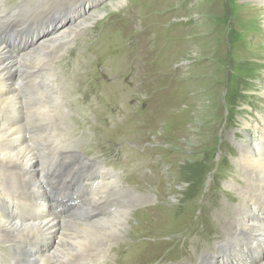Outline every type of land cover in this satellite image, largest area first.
Masks as SVG:
<instances>
[{
	"label": "rangeland",
	"instance_id": "obj_1",
	"mask_svg": "<svg viewBox=\"0 0 264 264\" xmlns=\"http://www.w3.org/2000/svg\"><path fill=\"white\" fill-rule=\"evenodd\" d=\"M1 1L7 11L20 3L37 7L35 0ZM36 1L46 7L54 0ZM75 3L77 9L54 12V19L41 24L66 27L70 12L81 14V3ZM90 5L82 4L85 13L99 16L89 31L54 55L57 60L70 55L72 70L86 53L80 61L88 66L80 68L76 81L68 72L55 80L68 93L65 124L83 159L95 162L98 175L103 168L114 173L127 198L140 202L117 247L109 248V261L120 246L117 261L126 257L125 264L262 260L263 242L257 243L258 251L263 246L259 257L245 247L252 240L226 233L218 221L219 212L239 203L229 184L244 186L234 164L235 145L258 143L264 135V0H93ZM225 235L233 241L227 243ZM54 243L61 244L56 238L45 244ZM128 243L139 245L130 251ZM11 247L12 242L0 248L5 258ZM202 252L211 257L201 260Z\"/></svg>",
	"mask_w": 264,
	"mask_h": 264
},
{
	"label": "bare ground",
	"instance_id": "obj_2",
	"mask_svg": "<svg viewBox=\"0 0 264 264\" xmlns=\"http://www.w3.org/2000/svg\"><path fill=\"white\" fill-rule=\"evenodd\" d=\"M75 1L81 3V14L70 12L67 20L72 25L67 28L69 25L59 27L41 22L53 18L54 15H50L54 12L57 14L71 6L77 9L76 3L72 5L73 0L50 1L46 7L35 0L37 7L20 3L11 9L13 11L5 10L0 0V248L10 242L13 245L7 258L1 249L0 264H7V261L9 264L126 263V257L118 261L116 257L121 255L122 246L117 248L119 251L113 257L115 261H112L113 258L109 261V248L115 249L125 232L126 221L140 202L127 198V190L117 184L114 173L110 175L111 171L103 168L104 173L100 170L98 175L95 162L83 159L73 132H68L70 127L65 124L64 113L67 112L64 105L68 104V93L62 82L55 80V75L61 80V73L68 72V78L76 81L80 68L88 66L85 61H80L86 59V53L81 54L72 70L69 69L70 55L60 60L54 58L59 51L62 53V48L71 39L87 33L94 15H98L96 11L87 14L82 7V4L93 5V0ZM18 46L23 47L19 55L14 53ZM86 83L92 85L91 81ZM250 127L257 129L256 126ZM235 146L239 155L234 164L244 186L229 184L228 187L239 195V203L231 207L232 210L219 212L223 219L219 218L218 224L226 233H238L242 241L252 240L249 244L245 243V247L254 249L260 257L263 246L258 251L257 243H264V135L259 136L258 143L245 140ZM58 150H62V154L54 161L50 173L65 180L80 178L83 189L90 187L92 190L82 203L62 208L56 215L42 191L41 177L51 156ZM90 172L94 174L89 177ZM95 175L97 178H94ZM140 175L136 174L137 177ZM83 192L81 189L77 192L79 199H82ZM108 193L110 196L106 200ZM62 215L65 218H59ZM224 237L227 243L233 241V236ZM55 238L61 244L54 243L53 248L54 244L46 246V242ZM128 244L132 246L130 251L139 245ZM217 250L221 252L223 247ZM210 257L209 253H201V260ZM258 260L251 262L264 264V257Z\"/></svg>",
	"mask_w": 264,
	"mask_h": 264
}]
</instances>
